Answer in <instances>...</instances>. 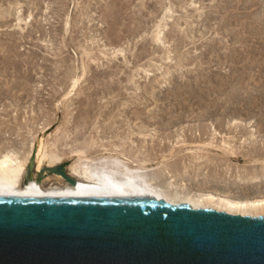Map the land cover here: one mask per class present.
<instances>
[{"label":"rangeland","instance_id":"obj_1","mask_svg":"<svg viewBox=\"0 0 264 264\" xmlns=\"http://www.w3.org/2000/svg\"><path fill=\"white\" fill-rule=\"evenodd\" d=\"M110 1L0 0L1 153L30 149L36 140L45 138L51 144L56 143L64 154L63 163L71 166L78 160V155L72 153V150L85 147L84 143L90 138L94 139L96 134L93 140L97 141L94 142L96 147L89 155L108 154L105 150L107 146L116 150L120 144V148L123 146L124 141L128 150H136L138 147L143 151L148 149L150 154L153 152L152 158L155 159L150 167L162 163L160 165L165 168L163 172H167H164V180L159 183L161 186H175L193 194L229 196L228 198L239 201L264 199V0H133L132 9L127 10L128 14H135L143 5L144 9L147 8L142 21L137 19V24V21L132 23L133 20H125V23L122 20L127 17L123 11L120 12V5L125 0H120L116 7ZM109 5L111 6L108 7ZM87 10L92 18L82 17ZM111 12L115 16L105 17ZM80 17L85 19L81 21ZM68 21L72 29L69 28L66 34L65 23ZM159 22L166 26L163 33L165 39L163 43L156 44L153 32L154 26L157 27ZM115 23L119 27L128 24L122 25V30H133L139 23L145 27L133 39L121 32ZM119 35L121 37L117 38ZM84 44L83 49L89 48L87 50L92 51V57L95 55V58H85L86 65L90 60V66L87 65L88 79L76 96L59 105L67 90L64 86L68 81L67 73L70 69L78 68L82 50L79 45ZM132 47L133 51H130ZM119 50L125 52L120 53ZM101 51L107 57L99 55ZM140 51H145L141 57ZM95 60L96 62H92ZM103 67L106 70L107 67H112L111 71L114 73L117 71V79L115 75L113 78L115 81L119 80L116 83L113 78L104 80ZM143 67L151 73L140 70ZM76 73L81 74V70ZM96 74H100L99 77L104 82L106 79L112 80L114 87H120V92L107 96L102 91L103 87L97 89L94 83ZM93 91L101 94L97 95ZM90 95L96 97L95 100L92 99L94 102L97 101L92 108L93 114H97L100 107L107 106L106 110H115L117 118L112 119L114 122L109 121L106 114L97 118L93 130H84L83 137L88 139L82 137V143L81 138L76 140L79 130H76L75 119L83 114L80 103L88 101L87 96ZM117 101L121 105L123 102V105H127L120 108V111L116 110L113 106ZM123 110L126 114L121 113ZM108 127L116 129L112 128V132ZM103 132L106 136H102ZM114 132H117L115 140L112 138ZM119 134L125 136L121 138L123 142ZM100 136L103 138L100 139ZM109 138L121 143L115 145ZM125 138L129 140L126 141ZM98 143L102 144L100 149ZM253 146H256L255 149ZM84 162L83 159L78 164L80 169L84 168ZM170 171L181 172L175 182L169 178ZM251 172L256 175L249 185L235 178ZM52 185L61 184L52 178L45 184V188H51Z\"/></svg>","mask_w":264,"mask_h":264},{"label":"water","instance_id":"obj_2","mask_svg":"<svg viewBox=\"0 0 264 264\" xmlns=\"http://www.w3.org/2000/svg\"><path fill=\"white\" fill-rule=\"evenodd\" d=\"M66 166L47 171L77 186ZM0 264H264V217L150 197L0 194Z\"/></svg>","mask_w":264,"mask_h":264},{"label":"bare ground","instance_id":"obj_3","mask_svg":"<svg viewBox=\"0 0 264 264\" xmlns=\"http://www.w3.org/2000/svg\"><path fill=\"white\" fill-rule=\"evenodd\" d=\"M88 1V0H87ZM92 1V0H91ZM110 1V0H109ZM120 0H112V3H110L112 6H117V4L119 3ZM122 1V0H121ZM120 1V2H121ZM126 1V3H125ZM123 5H120L122 6L121 11H123L125 13V15L127 14V17H125V19H122L124 20L123 22H126L129 21V20H133L132 23H134V21H142V18H143V15L146 14L144 13V11L147 9H144L145 5H143L139 10L136 11V13L134 14V12L131 14V16L129 17L130 14L127 13V10H130L132 9V4H133V0H125ZM155 1V0H154ZM163 1V0H162ZM165 1V0H164ZM111 2V1H110ZM144 2V1H143ZM148 2V1H147ZM167 2V0H166ZM165 2V4H166ZM95 3V2H94ZM98 3V2H97ZM140 3V2H139ZM146 3V2H145ZM186 3V1H185ZM89 4V3H88ZM92 4V3H91ZM108 4V3H107ZM121 4V3H120ZM144 4V3H143ZM147 4V3H146ZM160 4V3H159ZM162 4V3H161ZM111 5H109L108 7H110ZM142 5V4H141ZM140 5V6H141ZM167 5V4H166ZM178 5V4H177ZM89 6H92L89 4ZM94 6V5H93ZM98 6V5H97ZM119 6V5H118ZM137 6V5H136ZM139 6V5H138ZM148 6V5H147ZM183 6V5H182ZM85 7V6H84ZM87 7V6H86ZM164 7V6H163ZM91 8V7H90ZM107 8V6H106ZM118 8V7H117ZM116 8V9H117ZM120 8V7H119ZM162 8V7H161ZM166 8V7H164ZM183 8V7H182ZM186 8V7H185ZM93 9V8H92ZM92 9H89V10H92ZM110 9V8H108ZM113 9V8H112ZM138 9V8H137ZM86 10V9H85ZM84 10V11H85ZM97 10V9H96ZM171 8L169 10V12H171ZM183 10V9H182ZM135 11V10H134ZM6 12V11H5ZM93 12V11H92ZM102 12V11H101ZM118 12V11H117ZM158 12V11H157ZM8 13V12H7ZM6 13V14H7ZM106 13V12H105ZM105 13H103L105 15ZM112 13V12H111ZM122 13V14H124ZM144 13V14H143ZM97 14V13H96ZM112 14H108L107 16L105 17H108V18H111ZM121 14V15H122ZM134 14V15H133ZM10 15V13H9ZM8 15V16H9ZM31 15V14H30ZM29 15V16H30ZM103 15V17H104ZM117 15V14H116ZM119 15V14H118ZM120 15V16H121ZM133 15V16H132ZM0 16L2 17V15L0 14ZM7 16V17H8ZM86 17L87 19L90 17V11L87 10L86 13H84L82 15V17ZM115 16V15H113ZM5 17V16H3ZM32 17V16H31ZM69 17V16H68ZM101 17V15L99 16ZM105 17H104V22H105ZM119 17V16H118ZM145 17V16H144ZM81 18V17H80ZM92 18V17H90ZM94 18V16H93ZM107 18V19H108ZM115 18V17H114ZM4 19V18H3ZM55 19V18H54ZM66 19V18H65ZM85 19V18H81V21ZM121 20V19H120ZM165 20V19H164ZM22 21V20H20ZM89 21H92V20H89ZM99 21V20H98ZM101 21V20H100ZM102 21V22H103ZM116 21V19H115ZM118 21V20H117ZM138 21L136 22V24L138 23ZM163 21V20H162ZM161 21V22H162ZM72 22V21H71ZM125 22V23H126ZM81 23V22H80ZM83 23V22H82ZM85 23V22H84ZM112 23V22H111ZM130 23V22H129ZM102 24V23H101ZM105 24V23H103ZM113 24V23H112ZM118 24V23H117ZM147 24V23H146ZM158 24V23H157ZM65 33L67 34V32L69 31V28L70 27V23L69 21L67 23H65ZM84 25V24H83ZM116 25V23H115ZM123 26L124 25H128V24H122ZM121 25V27H123ZM130 25V24H129ZM145 25V24H143ZM165 25V24H163ZM162 24H159L157 25V27L154 26L155 28V31L153 32V41L156 43V44H161L163 43V39H165V34L164 33V27L166 26H163ZM91 26V25H90ZM98 26V25H97ZM102 26V25H101ZM112 26V25H111ZM110 26V27H111ZM117 26V25H116ZM142 27V23H139L138 27L134 28L133 30H129L131 28H129L128 30L124 29V28H127L124 27L122 29H120L121 27H119V25L117 26L121 32H124L128 37L134 39V37L138 34V32L143 29L144 27ZM178 26V25H177ZM89 27V26H87ZM114 27V26H112ZM116 27V28H117ZM83 28V27H82ZM86 28V27H85ZM115 28V27H114ZM153 28V27H152ZM153 28V30H154ZM72 29V28H71ZM108 29H111V28H108ZM64 30V29H63ZM82 30V29H81ZM84 30V29H83ZM97 30V29H96ZM115 30V29H114ZM110 31V30H109ZM116 31H118V29H116ZM152 31V30H151ZM86 32V31H85ZM89 32V31H88ZM113 32V31H112ZM119 32V31H118ZM119 32V34L121 33ZM108 33V32H107ZM106 33V34H107ZM111 33V32H110ZM61 34V33H60ZM117 34V33H116ZM55 35V34H54ZM63 35V34H62ZM83 35V34H82ZM89 35V33H88ZM113 35V34H112ZM124 35V34H123ZM122 35V36H123ZM141 35V34H140ZM152 35V34H151ZM163 35V37H162ZM84 36V35H83ZM82 36V37H83ZM115 36V35H114ZM125 36V35H124ZM186 36V35H185ZM79 37V36H78ZM87 37V36H86ZM108 37V35H107ZM112 37V36H111ZM121 37L120 35L117 37L119 38ZM126 37V36H125ZM73 38V37H72ZM110 38V37H109ZM128 38V40L130 39ZM167 38V37H166ZM182 38V37H181ZM56 39V38H55ZM80 39V38H79ZM87 39V38H86ZM92 39V38H91ZM90 39V40H91ZM112 39V38H110ZM138 39V38H137ZM144 39V38H143ZM152 39V38H151ZM60 40V39H59ZM108 40V39H107ZM118 41H121L119 39H117ZM116 40V41H117ZM181 40V39H180ZM77 41V39H76ZM142 41V40H141ZM82 42V41H81ZM80 42V44H82ZM127 42V41H126ZM140 41H138L139 43ZM150 42V41H149ZM152 42V41H151ZM66 43V42H65ZM75 43V42H74ZM98 43V42H97ZM96 43V44H97ZM112 43V42H111ZM133 43V42H132ZM131 43V44H132ZM145 43V42H144ZM183 43V42H182ZM64 44V42H63ZM79 44V43H78ZM86 44V43H85ZM85 44L84 45H79L80 46V50H81V56H80V61L78 63V68H73V69H70L69 73H67L68 77H67V83L64 85L67 90H65V93L62 95V100L58 103L59 105L60 104H63L65 101H68L70 100L71 98H73L74 96H76L78 94V92L80 91V89L82 88V85L84 82L87 81L88 79V65L89 64V61H88V66L86 65V62H85V58H90L92 57V51L90 50H87L89 48H84L85 47ZM116 44V43H115ZM118 44V43H117ZM150 44V43H149ZM144 45V44H143ZM147 45V44H146ZM186 45V44H185ZM69 46V45H68ZM90 46V45H89ZM88 46V47H89ZM142 46V45H141ZM65 47V46H64ZM93 47V45H92ZM136 47V46H135ZM146 47V46H145ZM78 48V47H77ZM139 48V47H138ZM93 48H91L92 50ZM121 49V48H120ZM123 49V48H122ZM127 49V47H126ZM125 49V50H126ZM129 49V48H128ZM133 47L131 48L130 51H133L132 50ZM142 51L144 50V47L141 48ZM95 49H93L94 51ZM97 50V49H96ZM125 50H119L120 53H124ZM135 50V49H134ZM140 50V49H139ZM138 50V51H139ZM149 50V49H148ZM78 51V50H76ZM127 51V50H126ZM61 52V51H59ZM58 52V53H59ZM65 52V51H64ZM104 52V51H103ZM101 51V54L104 55V57H107L106 56V53L104 52L103 53ZM117 52V51H116ZM118 52V53H119ZM129 52V51H128ZM145 52V51H144ZM144 52L141 53L140 51V57L144 54ZM158 52V51H157ZM57 53V56H60L58 55ZM98 53V52H96ZM114 53V52H113ZM127 53V52H126ZM125 53V54H126ZM150 53V52H149ZM167 53V52H166ZM61 54V53H60ZM135 55H137L136 53H134ZM148 54V53H147ZM113 55V54H112ZM118 55V54H117ZM98 56V55H97ZM96 56V57H97ZM149 56V54H148ZM95 58V55L93 56ZM92 57V58H93ZM101 57V56H100ZM132 57V55H131ZM130 57V58H131ZM135 57H138V56H135ZM134 57V58H135ZM146 57V56H145ZM59 58V57H58ZM123 58H126L125 56H123ZM144 58V57H143ZM150 58H152L150 56ZM62 59V58H61ZM60 59V60H61ZM107 59V58H105ZM139 60L141 58H138ZM148 59V57L146 58ZM145 59V60H146ZM73 60V59H72ZM101 60V59H100ZM153 60V59H152ZM166 60V59H165ZM188 60V59H187ZM186 60V61H187ZM66 61V60H65ZM98 61V60H97ZM104 61V60H103ZM144 61V60H142ZM141 61V62H142ZM183 61V60H182ZM185 61V62H186ZM92 62H96L95 61H92ZM127 62V61H126ZM62 63V62H61ZM134 63V62H133ZM188 63V61H187ZM192 63V62H191ZM65 64V63H64ZM70 64V63H69ZM71 65V64H70ZM107 65V64H106ZM115 65V64H114ZM139 65V63H138ZM143 65V64H142ZM141 65V66H142ZM152 65V63H151ZM150 65V66H151ZM76 66V65H75ZM107 66H110V65H107ZM98 67V65H97ZM114 67V66H113ZM116 67V66H115ZM145 67V66H144ZM143 67V68H144ZM72 68V67H71ZM104 68V67H103ZM106 68V67H105ZM104 68V69H105ZM111 68L112 67H107V70L105 69L104 71V80L105 78H113L114 75L116 76L115 78L117 79V75L119 73H117V71L114 73L111 71ZM117 68V67H116ZM115 68V69H116ZM120 68H123V67H120ZM142 68V67H141ZM91 69V68H90ZM89 69V70H90ZM140 69V68H138ZM149 69V68H148ZM154 69V68H153ZM81 70V74L79 73H76V71H79L80 72ZM101 70V68H100ZM117 70V69H116ZM123 70V69H122ZM140 70H143L145 73H151L149 72V70H147L146 68L144 69H140ZM141 71V72H143ZM65 72V71H64ZM112 72V73H111ZM121 72V71H120ZM123 72V71H122ZM127 72V71H126ZM131 72V71H130ZM135 72V71H134ZM140 72V73H141ZM143 72V73H144ZM94 73V72H93ZM129 73V71H128ZM137 73V72H136ZM95 74V73H94ZM124 74V73H123ZM126 75H128L127 73H125ZM142 74V73H141ZM131 75V74H129ZM138 75V74H137ZM140 75V74H139ZM254 75V74H253ZM94 76V75H92ZM99 76L101 77V75L99 74ZM97 74L96 76H94V80H95V84L97 85V89L98 87H103L102 91L105 92V94L108 95H112L114 93H117L120 92V87L119 89L114 87V84L116 83V80L115 79L113 80L114 82H112V80L110 81H102L101 78L99 77ZM121 76V75H119ZM123 76V75H122ZM134 76V74H133ZM132 76V77H133ZM136 76V75H135ZM128 77V76H127ZM137 77V76H136ZM144 77V76H143ZM145 77H146V74H145ZM92 78V77H91ZM100 80H99V79ZM122 78V77H121ZM125 78V77H124ZM130 78V77H129ZM254 78V77H253ZM62 79V78H60ZM64 79V78H63ZM251 79V78H250ZM127 80V79H126ZM133 80V79H132ZM252 80V79H251ZM91 81V80H90ZM125 81V80H124ZM128 81H131L128 79ZM93 83V82H92ZM132 83V82H131ZM247 83V82H246ZM60 84V82H59ZM119 84V83H118ZM117 84V85H118ZM62 85V84H61ZM121 85V84H120ZM125 85V84H124ZM62 86V87H64ZM95 86V85H94ZM242 86V85H241ZM61 87V89H62ZM64 87V88H65ZM239 87V86H238ZM246 87V85H245ZM96 88V86H95ZM116 88V89H115ZM128 88V87H127ZM130 88V87H129ZM154 88V87H153ZM247 88V87H246ZM96 89V90H97ZM244 90V89H243ZM85 91V90H84ZM99 91V90H97ZM96 91V92H97ZM256 91V90H255ZM258 91V90H257ZM95 92V91H93ZM95 92V94H97ZM125 92H128L125 91ZM149 92V91H148ZM241 92V91H240ZM88 93V92H87ZM100 92H98L99 94ZM122 93V92H121ZM236 93V92H235ZM92 94V93H90ZM95 94H93L95 96ZM97 94V95H98ZM101 94V93H100ZM249 94V93H248ZM93 95H90V96H87L89 99L88 101H84V102H81V108H83V111H82V115H80L79 117H77L75 119V125H76V130H79L77 133H76V140H80L81 138V141L82 142V137H83V134L85 135L84 133V130H86L87 132V128H92L91 130H93V126L96 125L97 123V118H99L100 116H104V114H106L107 117H109V121H111L113 118L116 119V115L114 114L115 110L114 111H111L110 110H106L107 109V106L104 108V106L100 107L99 109V112L97 114H93L94 112V108L93 105L95 104V102L97 101H93L92 99L96 98V97H92ZM124 96V94H122ZM118 96V95H117ZM250 96V95H249ZM102 97V96H101ZM140 97V96H139ZM240 97V95H239ZM104 98V97H103ZM125 98V97H124ZM134 98V97H133ZM258 98V96H257ZM126 99V98H125ZM144 99V98H143ZM236 99V98H235ZM239 99V98H238ZM250 99V98H249ZM95 100V99H94ZM109 100V99H108ZM112 100V99H111ZM131 100V99H130ZM136 100V99H135ZM82 101V100H81ZM128 101V100H127ZM137 101V100H136ZM108 102V101H107ZM123 102V101H122ZM242 102V101H241ZM106 103V102H105ZM104 103V104H105ZM124 103V102H123ZM121 105V103H119L118 101L115 103V105L113 106L116 110L119 109L120 111V108H122L123 106H126L124 104ZM131 103V102H130ZM139 103V102H138ZM140 103H143V102H140ZM232 103V102H231ZM245 103V102H244ZM99 104V103H98ZM109 104V103H108ZM95 106V105H94ZM142 106V105H141ZM133 108V107H132ZM98 109V108H97ZM96 109V110H97ZM109 109V108H108ZM135 109V108H134ZM138 109V108H137ZM126 110V109H125ZM140 110V109H139ZM138 112V111H137ZM121 113H125L126 114V111L124 112H121ZM135 113V112H134ZM140 113V112H139ZM144 113V112H143ZM122 114V115H123ZM142 114V112H141ZM145 114V113H144ZM143 114V115H144ZM209 114V113H208ZM118 115V114H117ZM121 115V114H120ZM135 115V114H134ZM149 115V114H147ZM105 116V118H107ZM116 117V118H115ZM123 117V116H122ZM140 118V116H139ZM137 119V118H135ZM100 119H98L99 121ZM96 121V122H95ZM114 122V120H112ZM224 121V120H223ZM112 122V123H113ZM144 122V121H143ZM146 122V121H145ZM142 123V121H141ZM147 123V122H146ZM220 123V122H219ZM116 124V123H115ZM113 124V126L115 125ZM221 124V123H220ZM228 124V123H227ZM48 125V124H47ZM110 125V124H109ZM144 125V124H143ZM103 126V125H102ZM111 126V125H110ZM148 126V125H147ZM151 126V125H150ZM227 126V125H226ZM47 127V126H45ZM98 127V126H97ZM100 127V126H99ZM102 128V127H100ZM99 128V129H100ZM105 127H103L104 129ZM112 128L116 129L115 127H108V129L112 130ZM120 128V127H119ZM95 129V128H94ZM98 129V130H99ZM102 129V130H103ZM107 129V130H108ZM200 129V128H199ZM239 129V127H238ZM97 131V128L95 129ZM109 130V131H110ZM195 130V129H194ZM202 130V129H201ZM101 131V130H100ZM106 131V130H105ZM104 131V132H105ZM115 131V130H114ZM200 131V130H199ZM204 131V129H203ZM243 131V130H242ZM93 133V131H91ZM102 132V131H101ZM102 133V136L103 134L105 133ZM108 132V131H107ZM106 132V133H107ZM113 132V130H112ZM110 132V133H112ZM118 132V131H117ZM116 132V133H117ZM191 132V130H190ZM209 132V131H208ZM95 133V132H94ZM115 133V132H114ZM115 133V135L112 137L114 140H115V136H117ZM186 133V132H185ZM194 133V132H193ZM198 133V132H197ZM99 134V133H98ZM142 133H140L141 135ZM204 134V133H203ZM89 135V134H88ZM94 135V134H93ZM101 135V134H99ZM98 135V136H99ZM111 135V134H110ZM121 135V134H119ZM192 135V134H191ZM202 135V134H201ZM208 135V133H207ZM206 135V136H207ZM96 134L94 135V139L96 138ZM106 136V134H105ZM108 136V135H107ZM112 136V135H111ZM122 136V135H121ZM120 136V140L122 141L121 138L125 137V136ZM189 136V135H188ZM197 136V135H196ZM204 136V135H203ZM86 137V136H85ZM93 137V136H92ZM101 137V136H100ZM119 137V136H118ZM187 137V136H186ZM84 138V137H83ZM99 138V137H98ZM103 137H101L100 139H102ZM106 138V137H105ZM192 138V137H191ZM199 138V137H198ZM201 138V137H200ZM86 139V138H84ZM88 139V137H87ZM86 139V140H87ZM94 139H91L90 140L88 139L86 144L84 143L85 147L83 146V144H81L83 147L77 151H74L72 150V153H76L78 155V160L73 163L71 166L67 165L66 166V172H67V175L70 177V178H73L77 181V186H72L70 185L66 179L64 177H62L61 175H56V174H50L47 170L48 169H52V168H55V167H58V166H61V165H65L63 163V157H64V154H62L60 152V150L57 148L56 146V143H53L51 144L50 141L48 139H45V138H39L38 140H36L32 145H31V148L30 149H24L23 151L20 150V152H16V151H9V152H6V153H1L0 151V194H3V195H37V196H63V195H70V196H118V197H150V198H156L157 200H163V201H166L170 204H173V205H181V204H188L190 205L192 208L194 209H214L216 211H219V212H226L228 214H232V215H240V216H246V215H249L251 217H259V216H263L264 217V199H257L256 201H239V200H232L230 198H228L227 196H216V195H213V194H193V193H188L187 191H184V190H180L178 188H176L175 186H172V187H166L165 185L162 187L161 184L159 185V183L164 180V174L167 173V172H163V166L160 165L162 163H158V165L156 167H150L151 166V163L154 162V159L152 158V154H150V151L146 148L145 151H143L142 148H138L136 147V150L135 149H130L128 150L127 148V143L125 144L127 148H125L124 146V143L125 141L123 142V146L120 148L119 146V149L117 148L116 150H113L110 149V147L108 148H105L106 151H108V154H101V155H89L94 148L95 146V141H93ZM111 139V138H109ZM112 142H115L113 141ZM126 141L127 139L129 140V138H125ZM123 139V140H125ZM189 139V138H188ZM187 139V140H188ZM197 139V138H196ZM119 140V139H118ZM199 140V139H198ZM197 140V141H198ZM202 140V139H201ZM58 141V140H57ZM99 141V139H98ZM101 141V140H100ZM108 141V140H107ZM185 141V139H184ZM193 141V140H192ZM200 141V140H199ZM85 142V141H84ZM95 142V143H94ZM103 141H101L102 143ZM120 142V141H119ZM119 142H115V145L116 143H119ZM129 142V141H128ZM83 143V142H82ZM121 143V142H120ZM188 143V142H187ZM99 144V143H98ZM103 144V143H102ZM101 144V145H102ZM185 144V142H184ZM212 144V143H211ZM97 145V144H96ZM100 145V144H99ZM101 145L99 147V149L101 148ZM104 145V144H103ZM144 145V144H143ZM142 145V146H143ZM195 145V144H194ZM117 146V147H118ZM145 146V145H144ZM157 146V144H156ZM159 146V145H158ZM96 147V146H95ZM98 147V146H97ZM116 147V146H115ZM114 147V149H115ZM153 147V146H152ZM210 147V146H209ZM216 147V146H215ZM254 147V146H253ZM256 147V146H255ZM254 147V149H255ZM162 148V147H161ZM160 148V149H161ZM165 148V147H164ZM103 149V148H102ZM159 151H162L160 150ZM156 150V149H155ZM231 150V149H230ZM166 151V150H165ZM191 152V150H190ZM194 153V151H192ZM258 152V151H257ZM261 152V151H260ZM157 153V152H156ZM226 153V152H225ZM230 153V152H229ZM263 153V152H262ZM158 154V153H157ZM156 154V155H157ZM164 154V153H163ZM252 154V153H251ZM258 154V153H257ZM188 155V154H186ZM191 155V154H190ZM230 155V154H229ZM260 155V154H259ZM262 155V154H261ZM159 156V155H158ZM189 156V155H188ZM235 156V155H234ZM263 156V155H262ZM166 156H164V160L166 159L165 158ZM186 157V156H185ZM85 160L84 162V168L83 169H80V165H78L80 163V161L82 162V160ZM157 159V158H156ZM83 165V163L81 164ZM153 166V165H152ZM184 166V165H183ZM83 167V166H82ZM177 167V166H176ZM182 167V166H181ZM230 167V166H229ZM228 167V168H229ZM32 169L33 172L31 174V180L25 184V180L26 178H28V170L29 169ZM165 169V168H164ZM169 169V168H168ZM192 169V168H191ZM233 169V168H231ZM162 170V171H160ZM178 170V169H177ZM181 170V169H180ZM185 170V169H184ZM219 170V169H218ZM238 170V169H237ZM45 171V173L43 174V180L41 183H38L37 182V178H38V174ZM169 171V170H168ZM194 171V170H193ZM163 172V173H162ZM186 172V171H185ZM209 172V171H208ZM256 172V171H255ZM181 173L179 171L177 172H172L170 171L168 173V175L171 174V176L169 178H171L172 180L174 179V182L175 180L177 179L178 177V174ZM202 173V172H201ZM241 173V172H240ZM197 174V173H196ZM236 174V172H235ZM244 174V173H243ZM167 175V176H168ZM181 175V174H179ZM186 175V174H185ZM184 175V176H185ZM238 175V174H237ZM255 173L254 172H251V173H248V175L246 174L245 175H238L239 177H235V178H239L243 184H251L253 181H254V177H255ZM204 176V175H203ZM210 176V175H209ZM234 176V174H233ZM232 176V177H233ZM244 176V177H243ZM200 177V176H199ZM208 177V176H207ZM228 177V176H227ZM258 177V176H257ZM52 178H55L57 181L60 182V186H53L51 188H48L46 189L45 188V184L47 182H49ZM168 178V179H169ZM167 179V178H166ZM170 179V180H171ZM199 179V178H198ZM207 179V178H205ZM186 180V179H185ZM188 180V179H187ZM224 180V179H223ZM236 180V179H235ZM239 180V181H240ZM258 180V179H256ZM264 180V178H263ZM220 181V180H219ZM225 181V180H224ZM171 182V181H170ZM189 182V181H188ZM224 183V182H222ZM164 184V183H162ZM169 185V184H168ZM185 187V186H184ZM184 189V188H183ZM251 210V212H250ZM250 212V213H249Z\"/></svg>","mask_w":264,"mask_h":264}]
</instances>
